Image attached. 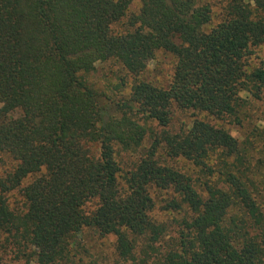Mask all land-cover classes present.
<instances>
[{
	"label": "trees",
	"instance_id": "obj_1",
	"mask_svg": "<svg viewBox=\"0 0 264 264\" xmlns=\"http://www.w3.org/2000/svg\"><path fill=\"white\" fill-rule=\"evenodd\" d=\"M217 12L211 0H0V152L14 162L0 176V264H86L88 230L133 261L140 238L167 235L158 211L182 216L158 264H264V110L250 121L264 101V0ZM160 51L175 59L165 87L141 78ZM109 60L135 78L117 99L89 79ZM177 110L193 119L176 128Z\"/></svg>",
	"mask_w": 264,
	"mask_h": 264
},
{
	"label": "rangeland",
	"instance_id": "obj_2",
	"mask_svg": "<svg viewBox=\"0 0 264 264\" xmlns=\"http://www.w3.org/2000/svg\"><path fill=\"white\" fill-rule=\"evenodd\" d=\"M227 0H211V4L218 11L219 14L223 7L225 6ZM139 9V3L136 1L133 3L131 10L136 12ZM118 29V25L116 26ZM258 57H264V47L257 50ZM254 63L259 61L256 57L253 59ZM175 59L174 57L165 52L160 51L157 53L155 59L151 60L149 66L141 75L142 79L151 81L157 85L166 86L172 76L173 66ZM89 79L93 82L101 93L104 95H112V97L120 98L121 91L124 90L126 94L129 91L130 85L134 82L135 78L129 74L123 66L115 61L109 60L105 62L97 63L96 69L89 75ZM124 83V86H123ZM126 85V86H125ZM242 95H245L242 93ZM264 110V101H254L252 107V117L251 120L254 124L256 119L259 117L260 112ZM193 119L190 112L185 111H175V127L180 128L184 122H188ZM211 120V119H210ZM217 123H221L220 120L215 119ZM213 121V122H214ZM225 126L229 128L233 135L242 138L245 129L238 128L236 124L226 123ZM247 129V128H246ZM147 142V140H146ZM145 142V143H146ZM149 142V141H148ZM147 142V143H148ZM132 161V156L126 153L123 158V166H129ZM14 162L11 157L5 153L0 152V176H2L5 171L12 168ZM10 200L15 203H21V197L17 192H12L8 194ZM95 202H88L86 205V210L90 211L94 209ZM160 221H164L168 225V233L166 236L162 237L161 241L149 245L148 239L145 237L140 238L139 244L136 248V259L125 261L121 259L116 253V237L114 235H109L107 237L101 238L98 234L91 230L86 231L85 243L89 247V252H84L86 264H89L91 260L97 261L98 264H158L161 253H164L175 243V238L178 235L180 224L182 219L181 214L175 213L174 215L168 214L163 211H158L155 215ZM30 264H36L32 262Z\"/></svg>",
	"mask_w": 264,
	"mask_h": 264
}]
</instances>
